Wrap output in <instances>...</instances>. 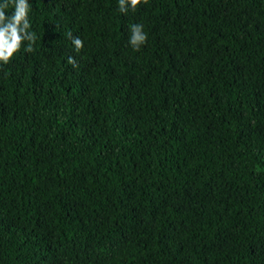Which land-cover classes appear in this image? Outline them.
Listing matches in <instances>:
<instances>
[{
	"label": "trees",
	"instance_id": "trees-1",
	"mask_svg": "<svg viewBox=\"0 0 264 264\" xmlns=\"http://www.w3.org/2000/svg\"><path fill=\"white\" fill-rule=\"evenodd\" d=\"M26 3L0 61V264H264V0Z\"/></svg>",
	"mask_w": 264,
	"mask_h": 264
},
{
	"label": "clouds",
	"instance_id": "clouds-1",
	"mask_svg": "<svg viewBox=\"0 0 264 264\" xmlns=\"http://www.w3.org/2000/svg\"><path fill=\"white\" fill-rule=\"evenodd\" d=\"M15 4V11L11 17L5 15L4 9L8 7V3L0 5V61L7 64L14 53L20 49L21 41L25 38L21 33H27L30 28V22L28 20L29 5L26 0H13ZM148 4L149 0H119V10L122 13L127 12L126 5L131 6L135 11L137 6L141 4ZM131 38L130 44L134 50L139 48L147 41V33L143 31V26L134 24L131 26ZM35 36H27L28 41H34ZM73 44L77 51L83 48V42L79 38H73ZM31 51V48L28 49ZM68 63L76 67V61L72 58H68Z\"/></svg>",
	"mask_w": 264,
	"mask_h": 264
}]
</instances>
